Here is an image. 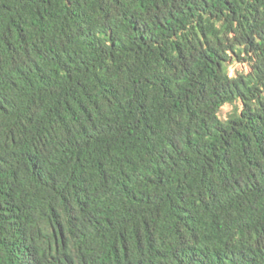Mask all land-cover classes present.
Segmentation results:
<instances>
[{
    "label": "trees",
    "instance_id": "trees-1",
    "mask_svg": "<svg viewBox=\"0 0 264 264\" xmlns=\"http://www.w3.org/2000/svg\"><path fill=\"white\" fill-rule=\"evenodd\" d=\"M0 264H264V0H0Z\"/></svg>",
    "mask_w": 264,
    "mask_h": 264
},
{
    "label": "rangeland",
    "instance_id": "rangeland-1",
    "mask_svg": "<svg viewBox=\"0 0 264 264\" xmlns=\"http://www.w3.org/2000/svg\"><path fill=\"white\" fill-rule=\"evenodd\" d=\"M248 69V67L244 64H241L239 62H234L231 66H230V70L231 72L234 74L236 70H242V69ZM239 105V104H238ZM234 106L231 104H226L223 106L222 110H221V116L224 118L228 115L229 112H231L233 110Z\"/></svg>",
    "mask_w": 264,
    "mask_h": 264
}]
</instances>
